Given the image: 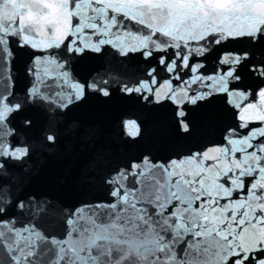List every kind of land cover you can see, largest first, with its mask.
<instances>
[{
  "label": "snow or ice",
  "instance_id": "6c2138e0",
  "mask_svg": "<svg viewBox=\"0 0 264 264\" xmlns=\"http://www.w3.org/2000/svg\"><path fill=\"white\" fill-rule=\"evenodd\" d=\"M0 264H264V0H0Z\"/></svg>",
  "mask_w": 264,
  "mask_h": 264
},
{
  "label": "water",
  "instance_id": "95a60500",
  "mask_svg": "<svg viewBox=\"0 0 264 264\" xmlns=\"http://www.w3.org/2000/svg\"><path fill=\"white\" fill-rule=\"evenodd\" d=\"M128 110L131 111L132 110V107L131 106H128ZM163 114H157V116H162ZM47 187H50L52 189H54V192L55 194H59V195H62L64 196L70 203L71 202H74L76 196L75 194L71 191V190H67V189H58L56 188V186L51 183V182H46V185Z\"/></svg>",
  "mask_w": 264,
  "mask_h": 264
}]
</instances>
